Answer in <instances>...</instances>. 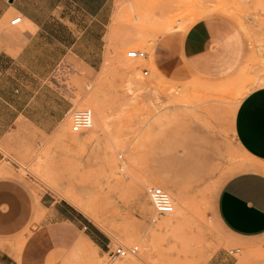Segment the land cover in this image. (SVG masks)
<instances>
[{"label":"rangeland","instance_id":"1","mask_svg":"<svg viewBox=\"0 0 264 264\" xmlns=\"http://www.w3.org/2000/svg\"><path fill=\"white\" fill-rule=\"evenodd\" d=\"M217 8L238 22L247 41L248 53L234 72L191 74L180 63L158 66L154 45L134 44L118 53L112 47L100 75L79 71L82 76L69 78L75 104L64 126L49 136L23 128L0 146V170L9 169L0 178L23 183L36 204L32 222L10 245L22 249L34 231L45 227L50 203L57 201L72 206L80 224L48 222L46 229L70 232L76 241L67 248L50 244L46 264H105L107 252L119 247L137 248V254L114 264H207L216 258L264 264V237L249 249L226 232L216 215L223 185L258 168L237 141L235 117L244 98L264 88V0H217ZM129 52L143 57L130 59ZM87 93L103 102L105 130L74 134L73 112L91 115L79 107ZM193 158L207 170L190 178ZM153 186L170 194L174 225L155 213L147 194ZM166 186L180 190L173 192L176 198ZM88 237L109 247L96 248ZM233 250L240 253L232 256Z\"/></svg>","mask_w":264,"mask_h":264},{"label":"crops","instance_id":"2","mask_svg":"<svg viewBox=\"0 0 264 264\" xmlns=\"http://www.w3.org/2000/svg\"><path fill=\"white\" fill-rule=\"evenodd\" d=\"M187 11L191 13L178 19ZM17 16L21 24L10 26ZM246 24L250 27L252 22ZM134 44L154 45L160 67L180 63L191 74L206 76L234 72L248 53L240 25L217 8V0H0V146L23 128L54 134L74 108L69 78L82 76L79 71L100 75L112 47L118 53ZM235 132L258 168L223 185L216 215L226 232L250 249L264 237V88L249 93L239 105ZM188 168L190 178L207 170L195 158ZM7 173V168L0 170ZM166 189L180 191L174 186ZM35 205L23 183L0 178V264H46L53 250L50 244L67 248L76 241L70 232L46 229L48 222L80 224V214L72 206L56 201L50 203L44 228L34 231L22 249L10 245L32 222ZM88 238L96 248L109 247L103 240ZM207 264L229 261L216 258Z\"/></svg>","mask_w":264,"mask_h":264},{"label":"built area","instance_id":"3","mask_svg":"<svg viewBox=\"0 0 264 264\" xmlns=\"http://www.w3.org/2000/svg\"><path fill=\"white\" fill-rule=\"evenodd\" d=\"M22 17L17 16L10 21V26H18L21 24ZM143 57L139 52H130L128 58L138 59ZM147 75V73H145ZM72 112V111H71ZM70 112V114H71ZM69 114V115H70ZM71 132L74 134L83 133L91 128L90 113L87 111L73 112L72 114ZM147 194L155 209V213L160 216L169 215L174 212V205L170 194L164 189L153 186L147 190ZM137 248L119 247L116 250H109L107 252V261L105 264H114L119 260L127 258L128 256H135ZM240 253V250H233L230 255L235 256Z\"/></svg>","mask_w":264,"mask_h":264},{"label":"bare ground","instance_id":"4","mask_svg":"<svg viewBox=\"0 0 264 264\" xmlns=\"http://www.w3.org/2000/svg\"><path fill=\"white\" fill-rule=\"evenodd\" d=\"M206 13V12H205ZM172 27V26H171ZM183 29V28H182ZM167 30H168V28H167ZM130 53V52H129ZM128 53V54H129ZM128 54H127V57H128ZM137 60H139V59H137ZM141 60V59H140ZM259 82H261V80H259ZM258 82V83H259ZM132 85H135V84H133V83H129V87L130 86H132ZM137 86H139V85H137ZM258 86V85H257ZM87 88H90L91 87V84H88L87 86H86ZM140 87V86H139ZM150 87V86H149ZM94 93V92H93ZM97 93V92H96ZM84 99V98H83ZM82 99V100H83ZM81 100V101H82ZM127 101H128V99H126ZM125 100V101H126ZM102 104H103V102H102ZM101 104V102L94 96V94L93 95H90L89 93H87V96H86V98H85V100H84V102H83V104L82 103H80L79 104V107H87L88 109H90V111H91V115H90V121H91V128L93 129V130H97V132H98V130H100V129H103V127H104V124L106 123L105 122V112H104V109L105 108H103L104 106ZM105 105V104H104ZM75 112H80V111H75ZM88 112V111H87ZM107 121V120H106ZM107 125V124H106ZM106 127V126H105ZM107 129V128H106ZM103 130H105V129H103ZM172 192V191H171ZM172 194V196H175V194L172 192L171 193ZM177 195H178V193H176ZM175 198H176V196H175ZM75 203H77L76 205H78L79 203L78 202H74V204ZM84 206V205H83ZM87 208V207H86ZM84 209V208H83ZM83 211V210H82ZM84 211H85V209H84ZM174 213V212H173ZM173 213L172 214H169V215H164V216H162V218H163V220L165 221V223L167 224V225H170V226H172V225H174L175 224V221H173L172 219H170V217L173 215ZM90 214V213H89ZM94 214V213H93ZM87 215V214H86ZM174 217V216H173ZM175 220V219H174ZM164 223V224H165ZM161 225V224H160ZM164 226H166V225H164Z\"/></svg>","mask_w":264,"mask_h":264}]
</instances>
